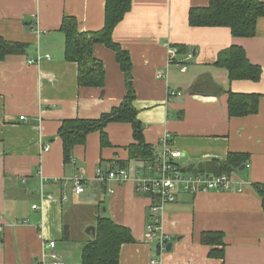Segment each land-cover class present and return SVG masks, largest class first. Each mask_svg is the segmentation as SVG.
<instances>
[{
	"label": "crops",
	"instance_id": "crops-1",
	"mask_svg": "<svg viewBox=\"0 0 264 264\" xmlns=\"http://www.w3.org/2000/svg\"><path fill=\"white\" fill-rule=\"evenodd\" d=\"M105 4L0 0V36L28 44L25 54L0 60V216L8 224L0 232V264L38 259L49 264L44 243L50 240L67 264H82L83 243L91 237L85 228L95 226L100 215L130 228L136 240L122 246L119 264H150L153 258L160 264H264V17L254 36L236 37L228 27L189 24L190 9L208 6L209 0H132L114 30V40L130 54L133 104L155 158L163 152L165 134L169 147L182 152L176 162L187 173L195 167L214 174L230 153L247 157L230 173V190H179L165 205L162 228L172 248L160 252L146 230L152 195L138 189L139 178L155 175L148 168L153 163L132 156L131 124L110 123L109 145L102 144L99 131L90 133L69 162L64 158L63 121L97 119L127 93L116 53L106 45L94 47L105 69L102 88L80 86L78 64L65 57L64 17L74 16L82 31H98L104 27ZM234 45L260 66L258 80H231L228 69L217 65L221 52ZM170 46L179 49L171 64ZM171 90L181 94L172 96ZM231 92L253 94L257 110L230 116ZM123 165L129 180L95 179L98 168ZM76 173L85 176L80 194L70 179ZM76 206L92 208L84 225L76 224ZM65 226L69 240L63 239ZM205 232L224 233V260L210 257L213 247L201 240Z\"/></svg>",
	"mask_w": 264,
	"mask_h": 264
},
{
	"label": "trees",
	"instance_id": "trees-1",
	"mask_svg": "<svg viewBox=\"0 0 264 264\" xmlns=\"http://www.w3.org/2000/svg\"><path fill=\"white\" fill-rule=\"evenodd\" d=\"M132 7V0H106L104 27L98 31H82L74 16H65L61 30L65 33V57L78 64L80 86L100 87L105 83L103 62L94 55V47L104 44L116 53V59L125 74L127 93L122 103L111 112L97 119H67L59 128L63 141L64 158L69 162L76 145L83 144L88 135L99 131L103 145H109L106 127L112 122H125L132 126L133 142L129 149L132 156L149 163L155 162L153 147L144 136V125L138 118V110L133 102L136 98L130 54L113 38L116 26ZM264 17V0H209L208 6L193 7L189 11V24L204 27H228L236 37H252L256 34L258 19ZM28 44L9 41L0 36V60L9 55L25 54ZM217 65L228 69L230 79L258 80L261 68L247 57L244 48L231 46L221 52ZM258 99L253 94L229 93L228 108L230 116H242L257 110ZM247 157L230 153L228 159L216 168L214 174L231 173L241 167ZM121 167H125L124 165ZM191 173L211 174L191 167ZM259 188V185H256ZM263 192V191H262ZM96 235L83 243L82 264H119L122 246L136 242L132 231L116 223L111 217L99 216ZM224 233L205 232L201 235L203 244L213 248L210 257L224 260ZM64 240H69V229L64 228ZM221 247V248H220ZM223 264V263H222Z\"/></svg>",
	"mask_w": 264,
	"mask_h": 264
},
{
	"label": "built area",
	"instance_id": "built-area-1",
	"mask_svg": "<svg viewBox=\"0 0 264 264\" xmlns=\"http://www.w3.org/2000/svg\"><path fill=\"white\" fill-rule=\"evenodd\" d=\"M177 46H170V57L168 63L175 61L173 55L178 53ZM40 59V57L38 58ZM36 60L31 59L29 62L33 63ZM158 76H164L158 72ZM181 92L171 90V95H180ZM169 134L162 137L163 152L155 159V162L148 168L155 172L154 176L143 177L138 179V189L149 192L152 195L153 202L149 208L148 223L146 225L147 234L151 240H155L159 245V251L167 250V245L171 241V236L164 232L162 228V211L165 205L176 200L179 190L183 192H206V191H222L230 190L232 188L233 179L229 173L221 174H201V173H187L177 162L176 159L182 156L179 150H172L169 147ZM46 150L49 149L47 146ZM77 194L84 192V179L82 173H76L70 178ZM95 179L100 182H107L114 180L117 182H124L130 179L127 169L124 167L115 170H103L98 168L95 174ZM137 180V179H136ZM43 191V188H41ZM65 199V198H64ZM34 209H40L39 205H33ZM21 223V222H20ZM8 224L0 216V232ZM45 247L50 250L49 264H67L66 261L55 251L56 241L50 240L44 243ZM36 264H45L43 259H38ZM150 264H160L159 259L153 258Z\"/></svg>",
	"mask_w": 264,
	"mask_h": 264
},
{
	"label": "rangeland",
	"instance_id": "rangeland-1",
	"mask_svg": "<svg viewBox=\"0 0 264 264\" xmlns=\"http://www.w3.org/2000/svg\"><path fill=\"white\" fill-rule=\"evenodd\" d=\"M69 209L74 208V206H70L67 207ZM76 209H78V214L76 217V224L80 225H84L85 222L91 217V213H92V208L87 207V206H76ZM90 227V226H89ZM88 226L85 228L87 230Z\"/></svg>",
	"mask_w": 264,
	"mask_h": 264
},
{
	"label": "water",
	"instance_id": "water-1",
	"mask_svg": "<svg viewBox=\"0 0 264 264\" xmlns=\"http://www.w3.org/2000/svg\"><path fill=\"white\" fill-rule=\"evenodd\" d=\"M245 166H243L242 168H244ZM86 232L92 236V237H95L96 235V228L95 226H90L87 228ZM172 248V243L169 242V244L167 245V250H170Z\"/></svg>",
	"mask_w": 264,
	"mask_h": 264
}]
</instances>
